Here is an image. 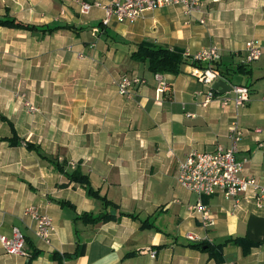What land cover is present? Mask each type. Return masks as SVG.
<instances>
[{"label": "crops", "instance_id": "0c3cea01", "mask_svg": "<svg viewBox=\"0 0 264 264\" xmlns=\"http://www.w3.org/2000/svg\"><path fill=\"white\" fill-rule=\"evenodd\" d=\"M79 1L0 0V16L8 12L37 26L75 27L44 32L0 26V137H11L12 126L19 142L0 140V235L11 237L17 227L27 252L10 254L0 243V264H264V207L242 202L235 209L220 193L202 195L200 201L216 217L214 225L205 226L189 209L198 196L177 180L178 162L189 152L228 147L229 126L236 121L247 129L236 154L248 158L242 174L264 182L259 148L264 138V0L204 2V23L197 13L187 17L179 6H163L133 23L107 26L100 24L101 6L83 13ZM70 9L77 11L74 17ZM94 26H100L96 34ZM251 38L259 39L262 54L246 62ZM143 40L183 53L219 45L215 67L226 72L231 85H247L249 101L238 108L222 107L217 98L206 107L198 105L194 92L207 86L192 74L188 59L178 74L163 73L170 86L157 98L154 72L130 57ZM122 73L142 76L146 84L125 97L115 84ZM18 93L38 111L29 112ZM255 127L261 132L254 133ZM25 142L65 161L66 171L79 165L92 187L118 205L106 208L115 218L96 224L75 220L83 212L99 214L103 203L47 158L26 149ZM30 205L50 216L55 226L50 244L34 235L32 220L23 215ZM194 243L211 248L191 247ZM218 244H224L220 261L212 255ZM33 247L39 253L30 258ZM53 252L61 262L51 258Z\"/></svg>", "mask_w": 264, "mask_h": 264}, {"label": "built area", "instance_id": "2783aa9c", "mask_svg": "<svg viewBox=\"0 0 264 264\" xmlns=\"http://www.w3.org/2000/svg\"><path fill=\"white\" fill-rule=\"evenodd\" d=\"M219 0H111L102 5L97 0L79 1L80 10L86 13L93 6H101L103 16L100 24L107 26L113 21L133 23L137 21L146 11H150L163 6H179L187 17L196 13L199 14L198 21L205 22L204 2H218ZM92 34L100 31V26H94L91 29ZM245 61L251 62L260 58L261 43L257 38L247 40ZM189 60L196 64L193 67L195 78L207 86L205 89H198L194 92V97L198 105L206 107L214 99L220 100V105L226 107L232 104L235 108L244 106L249 101V87L245 84L232 85V89L226 94H219L212 84L219 78H222L215 64L221 58L220 47L217 44H211L201 48L195 53L184 52ZM156 80L155 94L160 97L162 93L169 89V81L163 73H154ZM1 83V79H0ZM116 87L119 94L130 97L135 90L144 84L146 79L138 75H129L122 73L116 79ZM25 105L30 112L38 111V107L26 101ZM187 116H194L187 113ZM247 129L241 128L236 121H232L229 126L228 147L218 145L213 151L189 152L177 166V180L189 188L198 196V200L190 206V210L197 214L201 223L205 226L215 224L216 217L210 211L209 207L200 201L202 195H211L220 193L227 199L232 200L233 207L240 208L242 202L251 203L254 209L264 207V182L259 179L243 175L245 164L248 158L243 156L236 157L239 150V143ZM254 133H260L261 128L255 127ZM259 148L264 154V138L259 141ZM23 215L29 217L33 222L34 235L46 244H50L55 234V226L49 215L43 212L40 207L27 206ZM186 237L193 240L195 236L187 233ZM0 243L7 253L27 255L25 251L24 235L17 227H13L12 236L0 235ZM154 256V252H151Z\"/></svg>", "mask_w": 264, "mask_h": 264}, {"label": "trees", "instance_id": "16d2710c", "mask_svg": "<svg viewBox=\"0 0 264 264\" xmlns=\"http://www.w3.org/2000/svg\"><path fill=\"white\" fill-rule=\"evenodd\" d=\"M0 26H6L11 28H17V29H26V30H33V29H40L42 31H48L51 32L54 29L61 27V28H68L74 30L75 27L73 25H62V26H55V27H49V26H37L30 23H25L23 21L18 20L17 18L9 15L8 12H6L3 16H0ZM131 59L137 61V62H145L147 64V69L151 72H159V73H171V74H178L181 72V66L187 62L188 57H186L183 53V50L179 47H165L159 44H156L151 41L143 40L139 43H137L136 48L131 52L130 55ZM190 61V60H189ZM191 62V61H190ZM191 64H196L192 62ZM243 65H240L237 71L242 70ZM244 71V70H243ZM220 75L223 78H227L225 71H220ZM12 136L11 137H0V140H7L11 145H17L19 142L17 141V134L15 130L12 128ZM26 149L28 150H34L37 152L38 155H40L42 158H47L49 161L53 163L55 168L59 171L65 174L69 180L78 182L82 185V187L86 190V193L88 196L100 199L103 203L104 210L100 212L97 215H93L92 213L83 212L80 215L75 217V220H81L85 224H96L98 222H104L108 220H112L115 218V214L109 213L106 211L107 207H112L113 209H118V205L113 203L112 201L108 200L104 195H101L98 189H95L92 187L89 177L82 173L80 170L79 165H76L75 168L71 171L65 170V164L66 162H60L57 157H51L48 158L45 155L41 154L38 151V146L34 145L30 142H25ZM64 202V201H63ZM60 201V203H63ZM119 215H129L133 218H137L136 215L125 213V212H119ZM146 222V221H144ZM230 241L228 239L226 242ZM224 244H218L216 248H218V252L215 253L212 251V255L215 256L217 261H220V250ZM191 247H196L198 249H210L208 245L204 247V243H194L190 245ZM39 251L36 248L31 249L30 258L35 257L38 255ZM58 254L56 252H53L51 254V258L56 259L57 262H61V258H58ZM66 256V255H64Z\"/></svg>", "mask_w": 264, "mask_h": 264}, {"label": "water", "instance_id": "95a60500", "mask_svg": "<svg viewBox=\"0 0 264 264\" xmlns=\"http://www.w3.org/2000/svg\"><path fill=\"white\" fill-rule=\"evenodd\" d=\"M212 88L216 89L219 94H223L229 92L232 85L224 78H219L212 84Z\"/></svg>", "mask_w": 264, "mask_h": 264}, {"label": "rangeland", "instance_id": "374dc122", "mask_svg": "<svg viewBox=\"0 0 264 264\" xmlns=\"http://www.w3.org/2000/svg\"><path fill=\"white\" fill-rule=\"evenodd\" d=\"M75 12H77V11H75L74 9H70V13H71V15L74 17L75 16ZM19 95L17 96L21 101H20V103L23 105V106H25L26 107V109H27V106L25 105V102L26 101H28V99H26V95L25 94H23V93H18ZM29 102V101H28ZM31 103V102H30ZM33 104V103H32ZM35 105V104H34ZM36 106V105H35ZM10 107V106H9ZM28 110V109H27ZM29 111V110H28ZM30 112V111H29ZM32 113V112H31ZM23 154V151H21V155Z\"/></svg>", "mask_w": 264, "mask_h": 264}]
</instances>
